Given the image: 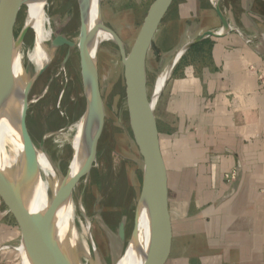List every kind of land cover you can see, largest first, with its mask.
Segmentation results:
<instances>
[{
	"label": "crops",
	"instance_id": "1",
	"mask_svg": "<svg viewBox=\"0 0 264 264\" xmlns=\"http://www.w3.org/2000/svg\"><path fill=\"white\" fill-rule=\"evenodd\" d=\"M176 3L153 40L159 33L169 52L221 30L209 0ZM220 7L229 32L192 44L157 101L169 218L158 264H264V183L255 173L264 157V42L256 44L264 0H221ZM2 207L0 200V251L18 232Z\"/></svg>",
	"mask_w": 264,
	"mask_h": 264
},
{
	"label": "rangeland",
	"instance_id": "2",
	"mask_svg": "<svg viewBox=\"0 0 264 264\" xmlns=\"http://www.w3.org/2000/svg\"><path fill=\"white\" fill-rule=\"evenodd\" d=\"M180 1L182 0H177V3ZM152 2L153 0H112L100 3L102 22L122 37L127 52L131 49ZM48 5L46 10L56 26L52 38L54 39L56 34H64L68 40H75L80 26L77 1L48 0ZM26 16L27 8L23 6L15 24V39L21 34ZM159 36L158 33L146 62L150 97L158 75L174 53L169 52L170 44L161 41ZM33 40L34 33L29 29L22 44L28 46ZM256 40L259 46L263 44L264 37L259 36ZM48 47L53 60L35 80L28 95L26 126L36 148H40L45 136L73 125L85 111L79 53L75 48L66 46L53 48L51 42ZM159 48L162 51H159ZM163 58L165 63H161ZM97 66L104 123L94 166L89 175L78 182L72 194V202L81 223H89V248L92 257L90 264H97L96 257L100 264H115L123 255L133 231L135 211L141 194L142 153L130 127L123 66L119 51L113 42L100 44ZM260 79L264 81L263 78ZM157 106L156 103L155 111L160 120H164L161 109L158 112ZM42 145L48 162L62 179L71 159L70 147L66 145L57 151L52 142H44ZM263 158L257 159L259 166L255 171L260 184L264 183ZM2 206V211L7 212L3 203ZM120 226L123 227L122 239L119 237ZM75 227L78 228L79 224ZM66 231L69 233V229ZM5 239L2 241L4 248L0 251V264H21V256L17 250L20 241L19 230L15 240L11 237L9 241L7 236Z\"/></svg>",
	"mask_w": 264,
	"mask_h": 264
},
{
	"label": "water",
	"instance_id": "3",
	"mask_svg": "<svg viewBox=\"0 0 264 264\" xmlns=\"http://www.w3.org/2000/svg\"><path fill=\"white\" fill-rule=\"evenodd\" d=\"M29 0H0V106L9 92H15L13 82V63L16 47L22 43L24 27L19 38L15 39V24L18 14ZM79 11L78 49L82 82L84 88L85 111L83 120L87 130V154L84 163L74 174L67 169L61 183L45 207L30 208V199L34 198L36 169L34 163V144L26 126V112L29 106L28 95L35 80L43 73L44 66L25 84L22 93L21 110L17 118V155L14 175L0 168V200L14 219L20 235V243L29 264H73L65 240V213L63 208L72 200V194L78 182L87 177L96 161L98 140L104 123L103 102L99 86L97 51L92 53V33L104 31L111 36L121 58L126 93V106L130 127L136 143L142 153L141 197L143 196L148 213V234L144 247L137 252L139 264H158L163 255L168 233V181L165 163L162 157L159 133L155 118V107L172 69L183 53L194 43L206 37L229 32L220 7L221 0L215 4L209 0L222 21L218 32H205L196 41L179 48L168 62H172L170 74L156 100L148 94L146 62L158 28L175 0H153L145 20L127 52L120 37L102 22L101 0L97 5V23L90 29L87 0H76ZM241 35L239 30H234ZM53 48L67 46L74 48L73 42L65 36L56 34L51 41ZM179 53L178 56L176 54ZM167 66V65H166ZM43 142L40 148H43ZM36 148V147H35ZM59 176V174H58ZM138 201V203H139ZM138 205V204H137ZM136 217V216H135ZM135 223V218H134ZM134 229V224H133ZM60 230V232H59ZM63 231V232H62ZM123 227L119 237L122 239ZM89 240H91L89 238ZM91 246L94 248L93 243ZM4 247L1 248V250ZM97 264H100L96 257Z\"/></svg>",
	"mask_w": 264,
	"mask_h": 264
},
{
	"label": "bare ground",
	"instance_id": "4",
	"mask_svg": "<svg viewBox=\"0 0 264 264\" xmlns=\"http://www.w3.org/2000/svg\"><path fill=\"white\" fill-rule=\"evenodd\" d=\"M211 1L215 4L218 0ZM87 3L89 26L91 29L97 23L98 0H87ZM47 6H49L48 0H29L27 2L25 27L33 31L34 40L28 46L20 43L16 47L13 63L15 92L7 93L0 106V168L12 176L14 175L16 167L17 118L21 110L22 93L25 84L41 68L48 66L53 60L52 52L48 44L53 40L52 37L54 36L56 26L50 19L49 12L46 10ZM111 40V36L104 31H94L92 33V53H94L95 48L100 46L101 43L111 42ZM70 41L73 42L74 48L79 52L78 36L75 40L71 39ZM178 55L179 53L176 54V56ZM171 66L172 62L169 65L167 64L164 70L158 75L151 95L152 103L155 102L160 90L168 79ZM44 142H52L56 146L57 151L68 145L71 149L69 169L71 174L76 173L84 163L88 147L87 130L85 129L83 117L62 131L45 136L43 144ZM46 155L44 147H34V163L36 169L34 181L35 195L34 198L32 197L30 199V208L45 207L48 205L52 195L56 193L61 183L57 171L50 165ZM63 210V214L65 213V231L62 232L65 235L63 237L72 263L90 264L92 257L89 248V223L85 225L81 223L80 219L76 216L75 206L72 200L66 204ZM80 210L81 214H83L82 208ZM135 216L134 229L127 247L115 264L140 263L137 252L145 246L148 234V213L143 196L136 207ZM76 224H79L78 228L75 227ZM67 229H69V233L66 231ZM17 250L21 256V264H29L20 241Z\"/></svg>",
	"mask_w": 264,
	"mask_h": 264
},
{
	"label": "built area",
	"instance_id": "5",
	"mask_svg": "<svg viewBox=\"0 0 264 264\" xmlns=\"http://www.w3.org/2000/svg\"><path fill=\"white\" fill-rule=\"evenodd\" d=\"M210 1H211V0H210ZM247 42L249 43V42H250V40L248 39V40H247ZM231 177L233 178V177H234V175L232 174V175H231Z\"/></svg>",
	"mask_w": 264,
	"mask_h": 264
},
{
	"label": "flooded vegetation",
	"instance_id": "6",
	"mask_svg": "<svg viewBox=\"0 0 264 264\" xmlns=\"http://www.w3.org/2000/svg\"><path fill=\"white\" fill-rule=\"evenodd\" d=\"M61 47H64V46H61ZM67 47V46H66Z\"/></svg>",
	"mask_w": 264,
	"mask_h": 264
}]
</instances>
